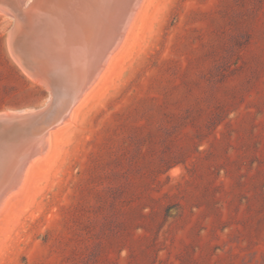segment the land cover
I'll return each mask as SVG.
<instances>
[{
	"label": "rangeland",
	"instance_id": "1",
	"mask_svg": "<svg viewBox=\"0 0 264 264\" xmlns=\"http://www.w3.org/2000/svg\"><path fill=\"white\" fill-rule=\"evenodd\" d=\"M13 25L0 11V113H42L0 153L50 146L0 212V264H264V0H145L61 123Z\"/></svg>",
	"mask_w": 264,
	"mask_h": 264
},
{
	"label": "bare ground",
	"instance_id": "2",
	"mask_svg": "<svg viewBox=\"0 0 264 264\" xmlns=\"http://www.w3.org/2000/svg\"><path fill=\"white\" fill-rule=\"evenodd\" d=\"M144 1L0 0V11L14 18L9 34L14 55L51 89L47 118L69 120L75 107L106 79ZM41 113H0V139L12 132L24 139ZM48 139L46 135L37 146L19 141L1 152L9 156L7 161L0 153L6 162L0 169V212L27 186L30 170L50 146Z\"/></svg>",
	"mask_w": 264,
	"mask_h": 264
}]
</instances>
